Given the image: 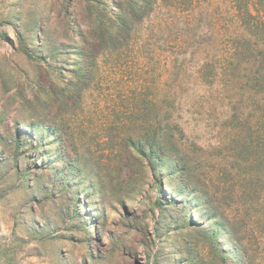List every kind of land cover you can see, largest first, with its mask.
I'll return each instance as SVG.
<instances>
[{"label": "rangeland", "instance_id": "374dc122", "mask_svg": "<svg viewBox=\"0 0 264 264\" xmlns=\"http://www.w3.org/2000/svg\"><path fill=\"white\" fill-rule=\"evenodd\" d=\"M120 1L117 57L115 0H0V264H264L260 96L168 101L165 10Z\"/></svg>", "mask_w": 264, "mask_h": 264}, {"label": "trees", "instance_id": "16d2710c", "mask_svg": "<svg viewBox=\"0 0 264 264\" xmlns=\"http://www.w3.org/2000/svg\"><path fill=\"white\" fill-rule=\"evenodd\" d=\"M130 1L134 3L132 15L137 20L156 17L155 13L165 10V17L153 34V50L167 52L168 101L173 102L187 92L186 87L197 83L204 88L202 94L208 96L217 93L227 97V92L232 91L239 101L247 97L253 103L260 96L261 117L254 119V124L249 121L253 116L249 117L244 128L259 137L264 147V0H141L139 5ZM115 4L119 8L116 15L107 11L116 24L103 27L102 34V40L115 44L110 49L113 53L128 40L134 23L123 3L115 0ZM105 7L108 9L107 3ZM91 26L97 30L100 27L96 22ZM34 37L33 32L32 41ZM18 38L21 40L19 34ZM82 42L87 43L85 37ZM20 48L28 51L22 42ZM81 71L86 72L85 67ZM189 77L195 82H186ZM216 86L220 89L216 90ZM154 135L151 152L154 148L166 149L163 139ZM248 238L249 243L254 240L251 233Z\"/></svg>", "mask_w": 264, "mask_h": 264}]
</instances>
